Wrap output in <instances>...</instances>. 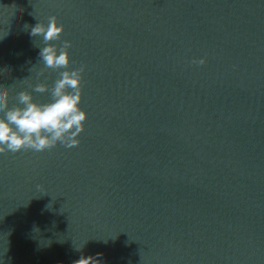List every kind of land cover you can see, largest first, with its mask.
<instances>
[{"label":"water","instance_id":"water-1","mask_svg":"<svg viewBox=\"0 0 264 264\" xmlns=\"http://www.w3.org/2000/svg\"><path fill=\"white\" fill-rule=\"evenodd\" d=\"M81 67L79 145L0 153V264H264V0H0L9 108Z\"/></svg>","mask_w":264,"mask_h":264},{"label":"clouds","instance_id":"clouds-1","mask_svg":"<svg viewBox=\"0 0 264 264\" xmlns=\"http://www.w3.org/2000/svg\"><path fill=\"white\" fill-rule=\"evenodd\" d=\"M64 31L55 16L50 17L47 25L38 23L32 30V36H42L45 47L40 50L44 65L51 69H67L70 64L69 41H64L58 49L50 42L60 39ZM204 63L203 60L200 61ZM84 68L65 70L51 89V102L37 103L27 91L18 94L21 106L8 107L7 88L0 91V153L31 149L37 152L52 149L57 143L68 148L78 146L77 138L84 131L87 113L80 108L82 101V73ZM36 92L45 93L48 87L38 84ZM99 255V254H98ZM73 264H99L92 256H81Z\"/></svg>","mask_w":264,"mask_h":264}]
</instances>
